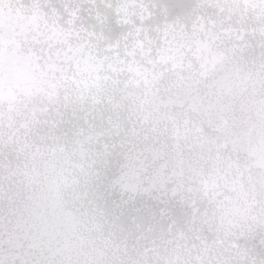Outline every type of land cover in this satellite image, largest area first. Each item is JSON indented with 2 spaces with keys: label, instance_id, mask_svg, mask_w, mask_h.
<instances>
[{
  "label": "clouds",
  "instance_id": "9594fccd",
  "mask_svg": "<svg viewBox=\"0 0 264 264\" xmlns=\"http://www.w3.org/2000/svg\"><path fill=\"white\" fill-rule=\"evenodd\" d=\"M0 264H264V0H0Z\"/></svg>",
  "mask_w": 264,
  "mask_h": 264
}]
</instances>
